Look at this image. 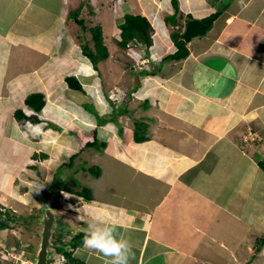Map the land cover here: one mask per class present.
Here are the masks:
<instances>
[{"label": "crops", "instance_id": "1", "mask_svg": "<svg viewBox=\"0 0 264 264\" xmlns=\"http://www.w3.org/2000/svg\"><path fill=\"white\" fill-rule=\"evenodd\" d=\"M179 4L183 14L194 18L220 15L209 33L188 43L187 58L162 62L176 48L164 18L175 11L172 0H0V202L10 198L11 188L26 184V178L39 179L43 169L56 163L51 176L43 177L50 185L67 151L78 153L72 135L82 129L77 124H82L80 95L89 94L103 111L113 105L106 96L109 83L110 90H122L116 93L120 99L123 91L134 93L119 104L123 131L114 123L107 124L114 134L99 129L108 146L99 159L105 163L98 162L100 172L93 174L97 182L87 185L93 199L69 209L65 220L82 224L86 232L96 220L117 225L134 245L129 264H253L264 259V244L254 250L264 235V170L259 164L264 161V0ZM78 9V17L88 22L86 31L75 18ZM127 13L151 21L154 45L148 57L158 60L157 72H135L128 57L123 68L126 62L120 57L114 61L110 49V58L95 69L83 53V42L92 46L90 28L96 25L102 26L108 47L120 48L119 25ZM108 64L113 79L105 83ZM67 76L76 77L83 91L71 88ZM33 92L46 95L40 111L26 104ZM20 109L38 120L18 119ZM137 128L145 132L143 142L134 139ZM78 147L81 152L80 142ZM149 158L161 169L170 163L165 177L156 175L153 166L138 168ZM118 169L122 173L111 178L113 192L103 196V174ZM48 184L28 183L26 200L34 189L36 205L41 204ZM65 204L70 206V200ZM36 227L40 235L41 224ZM73 256L87 264L109 259L85 243Z\"/></svg>", "mask_w": 264, "mask_h": 264}, {"label": "rangeland", "instance_id": "2", "mask_svg": "<svg viewBox=\"0 0 264 264\" xmlns=\"http://www.w3.org/2000/svg\"><path fill=\"white\" fill-rule=\"evenodd\" d=\"M233 6H234V4H233ZM85 24H88V22L85 21ZM215 26H216V24L214 21V24H213L212 28L209 30V32ZM197 37H199V36H197ZM197 37H195V38H197ZM82 41H84V40H82ZM132 47H134V46H132ZM109 49L111 51L115 50L114 53H116V54H114V58H113V60L115 61V58L117 57V55H119L118 51H120L121 48L109 47ZM122 55H124V54H122ZM110 56H111V54H109L108 58H110ZM130 59H132V57H130ZM153 60H154L153 61L154 64H156L158 61V60L155 61V58H153ZM127 63L128 62H126L124 64V66L121 65V67L125 68ZM110 66H112V65L108 64L107 66H105L103 68L105 70L103 72L105 78L102 77L104 82L106 80L111 81L113 79V77L110 74V71H111ZM108 84L109 83H106V92L111 94L113 101H116V103H117V99H115V97H116V93L118 91L115 89L110 90ZM121 91H120V94H121ZM195 91L198 92L197 90H195ZM100 92H103L102 88H101ZM213 92H215V91H213ZM123 93H124V91H123ZM208 94H213V93H208ZM214 95H216V94H214ZM93 97H96V96L93 95ZM97 98H99V93L97 94ZM105 98L107 99L106 96L104 97V99ZM101 99H103L102 96H101ZM121 100H123V98ZM135 100H137V99H135ZM79 101L81 104H80V106H78V110L79 109L81 110L82 124L80 125L79 121H77V124H78V126H82V129H78L73 133V135H72V138H73L72 148L74 151L79 152L78 143L80 142L82 144V146L84 147V150L80 154L79 157L77 156L78 159L74 160V164H73L72 169L74 171H76L77 169L81 168L83 171L81 170L75 176H77L78 180L81 181L83 184L90 186L92 183L97 182V177L93 176V174H91V173L88 174V172L85 171L86 168L98 165V162L105 163V161H106V159L99 160L101 157L105 156L106 150L96 151L94 148H86L84 146V142L87 140H93L95 137V134H96V128H95V126H93V123H91V121H93V122L98 121L99 122V118H101V119H104L103 122H105L109 125H112V123L117 125V121L120 117L122 109H121L120 105H117L116 103L113 104V101H112V102H110V105L111 104H113V105H111L108 108L106 106H104V108L105 107L106 108L102 111L101 109L96 107V103H91L90 95L89 94L86 95L84 92L80 95ZM105 103H107V101ZM129 104H131V103H129ZM85 106L88 108L86 109ZM88 111L91 112L92 115L89 116ZM111 116H113L114 118L113 119L110 118ZM123 124L126 125L127 122L125 123V121H124ZM101 129H106V130H104V132H107L110 130V133H112V134L116 133V131L113 128H107V126H101L100 131H102ZM120 136H121V139H119V141L123 142V136L122 135H120ZM106 137L107 136L105 134L102 136V139H104ZM74 141H76L77 144H74ZM66 155H67V157H66L65 161L68 162L70 160L71 156L69 155L68 151H67ZM162 156H165V155H162ZM139 165H140V167L138 166V168H141V169L143 168L141 166H148V165L153 166L156 168L155 169V171L157 172L156 175H161V176L165 177L164 174H166L168 172V170H169L168 167L170 166V163L166 166V168L161 169V166L154 164V160L149 158L147 160L140 161ZM115 166L116 165L113 164V167H115ZM54 168H56V163L54 165L50 164L46 169H43L42 170L43 171L42 176H40V174L38 176V177H40L39 179L36 178V180H33V179L26 178L25 179L26 184H24L22 186L20 184H18V186L16 188H14V187L11 188L10 189V195H9L10 198L8 200H5L4 203H3V201L0 202V203H2L4 209L9 210L12 215H15V221L10 222L11 226L9 228H7L8 230L0 229V264H30V263L34 262L36 254H37L36 248H37V245H38L39 240H40V235L38 233V230L36 229L38 227H36V225L40 226V223H38V219L42 218L43 211L45 209V205L47 202L50 203V199H48L49 193L45 190L43 195H42L43 198H42V200H40L41 204L36 205V203H37V200L35 199L36 190H34V189L32 190V194H30L28 196L27 200H26V196L24 194L26 192V187H27L26 185L28 183H32L34 186H36V185L44 186V185L48 184V182H44L43 177L47 178V177L51 176L50 171ZM70 168H71V166H70ZM82 172H84V178L79 177L82 174ZM68 173H72V172H68ZM118 173H122V170L118 169L116 172L108 171V172H105L103 174V178L105 179V181L103 183L101 182V184H100L101 185L100 188H101L103 196H108V194H111L113 192L111 178H114L113 176L115 174L118 175ZM129 173L130 172H126V174L129 176L128 179H131ZM33 174H35V173H33ZM74 174L71 176H74ZM143 174L147 175V176H153V175H150V173L146 174L143 172ZM87 176H89V178H92V181H88L86 179ZM50 180H51V183H54V184H56L59 181L56 178H50ZM122 182H123V184H122L123 188L130 189V186H128L126 181H122ZM132 186L137 187L136 179L132 180ZM52 187H55V185H53ZM35 189H38V188H35ZM134 189H136V188H134ZM62 195H63V197L61 198V203L59 205V211L57 212V214H58V217H60V219L62 221V225L65 227V231H64V235H63L64 238L71 239V237L73 235H75V233H77V234L81 233L83 231L82 230L83 227H82V224L80 226L78 224H75V223L71 224L70 223L71 219H68V222L65 220V213L67 214L69 209H68V206H66L64 199H66L68 197L70 198L71 195L68 196L65 193ZM69 207H72L74 209V208H76V204H71ZM68 231H70V232H68ZM59 233H60V229L56 233L53 234V240L58 238ZM70 234H71V236H70ZM36 238H37V240H35ZM257 246H259V243H257L255 245V247H257ZM254 250L256 251V248H254ZM223 256L225 258H227L226 254H224ZM233 264H235V263H233ZM236 264H249V263L244 262L242 260H238ZM253 264H264V259H259V260L255 261Z\"/></svg>", "mask_w": 264, "mask_h": 264}, {"label": "trees", "instance_id": "3", "mask_svg": "<svg viewBox=\"0 0 264 264\" xmlns=\"http://www.w3.org/2000/svg\"><path fill=\"white\" fill-rule=\"evenodd\" d=\"M172 3L175 7V12L173 14L170 13H165L164 18L166 23L169 26H172L171 29V38L173 39L175 49L174 51L168 53L162 58V62L168 61V60H181L185 59L189 56L190 54V49L188 46V41L184 39L183 36V26L184 22L187 21L188 19L192 18L191 15H188L187 18L184 17V14L180 11L179 7V0H172ZM80 9L76 10L74 12L75 18L77 22L83 27V29L86 31V26L83 18H79L78 16ZM220 15L219 12L213 13L211 16L214 17L215 19L218 18ZM121 29V39L118 41L119 47L121 48L120 51H118L119 55L117 57L120 59H123L125 56L130 58L132 57L133 59H130V62L128 65H131L132 68H134L133 64L137 62L138 58L140 57L136 53H134L130 48L129 45L132 41H135V43L142 44L143 49L142 53L143 56L148 57L149 56V50L152 48L154 45V40H153V34H154V28L151 24V22L148 20V18L144 15L141 14H132V13H127L125 15V20L119 25ZM91 31V40L90 42L92 43V46L89 45V41L83 42L82 43V49L83 53L91 60L93 66L95 69L99 68V63L102 61L106 60L109 57V47L105 42L104 38V33L101 25H96L92 28H90ZM124 54V55H122ZM142 55V54H141ZM151 57V56H149ZM123 61H125L123 59ZM126 62V61H125ZM153 62V61H152ZM152 71H141V74H150L152 72H157L160 67H155L154 63H152ZM140 74V75H141ZM66 80L69 84V86L73 89L76 90H81L83 91V86L80 83V81L73 76H67ZM119 93V92H117ZM110 101H113V98L111 97V94L106 95ZM132 97L131 91L127 93L124 97L121 104H126L127 101ZM26 104L31 106L34 110L40 111L44 105L46 104V95L41 92H33L29 94L26 98ZM116 103V101H113V104ZM16 117L18 119H24V118H31L34 120H38L37 116H28L24 113L23 110H17L16 111ZM110 118H114L111 116ZM115 120V119H114ZM104 119L99 118V125L106 124L103 122ZM118 127L120 132L123 131L122 126L119 124L117 121ZM137 126H139L137 122ZM134 139L136 142H143L144 140L147 139L145 132H140V130L137 128V130L134 133ZM85 145L87 148H95L97 150H103L106 148L108 143L106 141H100L98 137V131H96L95 137L92 141H87L85 142ZM43 155V154H42ZM77 155H73L70 158V164L64 163L62 165V168H68L71 166L73 167L74 160L76 159ZM260 166L264 168V161H260ZM70 168V167H69ZM89 168H86L88 170ZM92 173H96L95 171L100 172L98 167H94L90 169ZM72 171H74L72 169ZM75 177V176H73ZM74 184H72L71 180L70 183H67L65 188L70 191H78L82 192L83 194L87 196H91V192L87 187H83V184L80 183L78 180H75V178H72ZM77 187L82 188L77 189ZM15 221V215H12L11 212L7 209H4L2 203H0V229H7L9 228L10 222ZM87 232H81L78 234L76 237L73 238V240L69 243L73 247H78L80 245L84 244V239L86 236ZM59 243L60 246L58 247V250L62 252L67 258H68V264H87L84 263L82 260L76 259L72 253H70L66 248L67 245L63 242L62 236H59ZM259 243V246L256 247V251L261 250L262 245L264 244V236L259 238L256 242V244Z\"/></svg>", "mask_w": 264, "mask_h": 264}, {"label": "clouds", "instance_id": "4", "mask_svg": "<svg viewBox=\"0 0 264 264\" xmlns=\"http://www.w3.org/2000/svg\"><path fill=\"white\" fill-rule=\"evenodd\" d=\"M179 7H180V4H179ZM188 15H190V14H184V17L187 18ZM208 17H212V16L210 15ZM208 17H206V18H208ZM193 18L194 17H192L190 19H193ZM190 19H188L187 21L184 22V26L182 28L183 29V32L185 30V27H186L187 22ZM216 19L214 18V21ZM169 27H170V33H171L172 26H169ZM120 34H121V31H120ZM205 34H203V35H205ZM199 36H202V35H199ZM193 39H191L190 41H192ZM153 40H154V34H153ZM190 41H188V42H190ZM132 46H134V47H132ZM143 47H145V46H143L142 44H139V43H135V41H132L130 43V45H129V48L134 53H136L137 55L140 56L138 58L137 62L133 64V66H134L133 70L135 72L145 71L144 69H149L150 65H152V60L149 57L141 56ZM131 94L134 95L133 92H131ZM125 95H126V91H124V96ZM115 99H117V101H118L116 103L117 105H119V104L122 103V102H120L121 99H120L119 96H116ZM118 122H119V119H118ZM101 126H107V123L106 124H103V125H99V124L95 125L96 131L99 132V129H100ZM98 137H99V135H98ZM99 139H100V137H99ZM87 141H92V140H87ZM87 141H85V142H87ZM100 141H103V140L100 139ZM85 142H84V146L87 148V146L85 145ZM106 142L108 143L107 140H106ZM107 146H106V148H107ZM106 148L103 149V150H97L95 148L94 149L96 151H104V150H106ZM83 150H84V147L82 148V151L76 153V155L81 154L83 152ZM73 155H75V154H73ZM64 163L65 162H63L59 166V169L57 171L58 173L56 174V177H55L59 181L56 184H54V183H50V185L48 184L49 187L47 186L48 189L46 188L47 189L46 191L49 193L48 199L51 200V198L54 197L57 200V204H56V206H57V212L59 211V205L61 203V198L63 197L62 194H64V193L67 194L68 196L71 195L70 198L68 197V198H66L64 200L65 201H67V199L70 200L71 204H76V207H81L84 202L91 203V201L93 199L92 198L93 197L92 189L90 187H88L87 185L83 184L81 181H79V182L83 184V187H87L90 190L91 196H87V195L83 194L82 192H78V191H76L74 193H71L73 191L67 190L65 188L66 187L65 185L67 183H70L69 176L73 175L75 173V171H72V168H69L70 166L68 168H62V165ZM66 163L70 164L71 162L69 160ZM94 167H98V166L95 165V166L88 167L89 168L88 169V171H89L88 174L89 173L94 174L90 170L91 168H94ZM262 169L264 170V168H262ZM68 172H72V173H68ZM74 176H75V174H74ZM71 177L72 178H75L73 176H71ZM53 185H55V187H52ZM83 187L82 188L77 187V189H81V191H82L83 190ZM69 193H71V194H69ZM66 206H68V209H70V210H74L75 209V208L74 209L73 208H70L69 205H66ZM40 219H39V223L42 226V223L40 222ZM56 223H58V225L60 227V233H59L57 239H54L53 240V238H52L53 244L50 247V249L52 251V254L50 256L49 264H68V258L62 252H60L58 250V247L60 246L59 236H62L63 242L67 245L66 247H63V248H66L70 253L73 254L74 249H76L77 247H73L69 243L78 234L77 235L76 234L73 235L71 237V239H66L63 236L64 235V231H65V227L62 225V221H61L60 217H58V214H57V222ZM42 229H43V226H42ZM68 232H70V231H68ZM82 232H86V231L83 230ZM70 236H71V234H70ZM40 237H41V232H40ZM40 241H41V239H40ZM84 243H85V245L88 248L95 250L96 252L100 253L101 255H103L106 258H109V259L106 260V264H129V261L134 256V252H133L134 245H133L132 241L122 231L119 230V228H118L117 225H114V224H107V223L100 222L98 220H96L93 223L89 224V231L87 232V234L85 236ZM30 264H35V260H34V262H32Z\"/></svg>", "mask_w": 264, "mask_h": 264}, {"label": "water", "instance_id": "5", "mask_svg": "<svg viewBox=\"0 0 264 264\" xmlns=\"http://www.w3.org/2000/svg\"><path fill=\"white\" fill-rule=\"evenodd\" d=\"M214 18H193L190 19L183 32L184 39L190 41L194 37L207 33L213 26ZM57 200L51 198L43 211V216L40 219L43 229L41 231V241L38 245V250L35 258V264H49L52 251L50 249L53 244V234L57 232L60 227L57 222Z\"/></svg>", "mask_w": 264, "mask_h": 264}, {"label": "bare ground", "instance_id": "6", "mask_svg": "<svg viewBox=\"0 0 264 264\" xmlns=\"http://www.w3.org/2000/svg\"><path fill=\"white\" fill-rule=\"evenodd\" d=\"M170 217V216H169ZM153 233V232H152Z\"/></svg>", "mask_w": 264, "mask_h": 264}]
</instances>
